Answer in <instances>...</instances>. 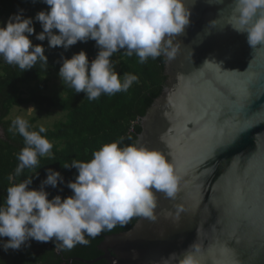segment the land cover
<instances>
[{
  "label": "clouds",
  "instance_id": "1",
  "mask_svg": "<svg viewBox=\"0 0 264 264\" xmlns=\"http://www.w3.org/2000/svg\"><path fill=\"white\" fill-rule=\"evenodd\" d=\"M35 2V0H33ZM49 11H40L35 21L43 31L36 40L47 39L50 48L68 50L77 42L93 40L99 49L89 62L85 51L71 59L62 57L59 78L63 85L76 93H85L88 100H97L102 94L115 95L127 92L138 77L124 73L121 78L111 60L113 54L139 58V63L149 58L165 57L175 60L181 45L176 37L184 33L190 23L191 12L186 0H42ZM227 24L239 34H247V44L256 49L264 46V0H233ZM216 21H212L215 26ZM59 34H54L53 30ZM32 18H24L23 10L9 17L0 26V58L8 65L22 71L33 69L37 63L47 70L48 58L42 45H33ZM210 62L205 61L204 66ZM203 66V67H204ZM27 111H35L29 108ZM29 122L17 116L9 128L24 139L25 147L17 155L19 161L14 175L19 177L25 169L35 170L38 157H51L53 144L41 133L47 129L41 125L30 130ZM123 137L103 145L94 151L92 159L82 162L74 159L63 163L64 169L75 168L78 175L67 187L73 195L62 199L59 195L48 198L46 186L56 188L63 184L60 172L47 170L46 179L39 190L31 189L33 176L7 188V196L0 205V237L9 238L2 247L20 250L30 246L27 242L48 243L55 238V249L71 250L77 245L87 246L118 224L127 225L134 217L155 222L158 217L156 193L175 200L179 192V177L160 151L140 144L124 147ZM38 177V172L35 173ZM8 179L11 181L12 176ZM155 190V192L153 191ZM62 190V189H61ZM192 244L180 254L172 253L162 258L163 264H200Z\"/></svg>",
  "mask_w": 264,
  "mask_h": 264
},
{
  "label": "water",
  "instance_id": "2",
  "mask_svg": "<svg viewBox=\"0 0 264 264\" xmlns=\"http://www.w3.org/2000/svg\"><path fill=\"white\" fill-rule=\"evenodd\" d=\"M232 4L186 0L190 23L176 37L179 54L166 60V87L141 121L136 144L160 151L172 164L177 198L156 193L155 222L141 218L132 230L107 236L102 257L78 261L163 264L162 258L196 244L200 264H264V46L250 48L247 34L227 24ZM224 78L249 83L229 92L221 86ZM238 191L239 209L233 206ZM241 215L249 216L248 227L235 229Z\"/></svg>",
  "mask_w": 264,
  "mask_h": 264
},
{
  "label": "trees",
  "instance_id": "3",
  "mask_svg": "<svg viewBox=\"0 0 264 264\" xmlns=\"http://www.w3.org/2000/svg\"><path fill=\"white\" fill-rule=\"evenodd\" d=\"M23 10L24 18L33 19L35 32L29 37L33 45H42L48 58L47 70L39 63L28 71L22 72L18 66L4 63L0 67V128L4 131L5 139L0 138V205L7 196V188L14 183L22 182L33 176L30 190H39L41 181L46 179L48 169L60 172L64 183H58L56 188L46 186L49 199L59 195L62 199L73 195L66 185L75 182L78 172L75 168L64 169L62 164L70 163L77 159L88 162L92 159L94 151L103 145L119 140L123 137L121 147L136 144L142 133L141 121L158 99L166 87L165 75L166 58L161 56L156 59L149 58L147 62L139 63V58L134 54L127 57L123 50L113 54L111 60L115 64V71L123 77L130 73L138 77V82L133 83L127 92L115 95L102 94L97 100H88L85 93H76L68 85H64V98L47 95L50 88V77L57 73L62 66V57L71 59L74 54L85 51L89 62L94 60L99 49L96 42H77L68 50L63 47L50 48L47 39L36 40L35 36L43 31L41 24L35 21V16L40 11H49V6L42 0H0V26L2 21ZM54 34H59L58 30ZM33 106L38 111L51 115L55 109H61L66 115L65 119L57 122L54 127L41 133L52 144L51 157H38L39 166L35 170L25 169L19 176H15V169L19 163L18 153L25 147L24 139L18 133L10 132L9 128L14 119L10 118L15 108ZM31 125L30 130L38 131V119L27 120ZM38 172V177L36 176ZM9 176L13 179L10 181ZM62 189V190H61ZM140 217H134L127 225H117L111 231L101 233L95 239L87 237L90 244L77 245L71 250L55 249V238L48 243L30 240V246H22L14 250L11 260L0 257V264H86L78 261L82 259L90 262L102 257L104 254L99 246L107 236L128 232L133 229ZM9 238L0 237L3 243ZM95 264H109L99 261Z\"/></svg>",
  "mask_w": 264,
  "mask_h": 264
},
{
  "label": "rangeland",
  "instance_id": "4",
  "mask_svg": "<svg viewBox=\"0 0 264 264\" xmlns=\"http://www.w3.org/2000/svg\"><path fill=\"white\" fill-rule=\"evenodd\" d=\"M7 21H2L1 26H5ZM56 31L55 29L53 32ZM5 62L3 61L2 58H0V67L4 64ZM50 88L47 92V95L49 96H54V97H59V98H64L65 93H64V85L62 84L61 79L59 78V75L57 73H54L50 77ZM29 108H34L35 111H27ZM65 113L61 109H55L51 115H47L45 113H42L38 111L33 106H27L23 108H15L12 111L11 117L12 119H15L17 116H20L26 120L32 119V118H37L38 123L37 125L40 127L43 125L47 130H50L54 127V125L65 119ZM3 242L0 240V257L3 258L4 260H11L13 258L14 250L9 249L7 252L4 251L3 247Z\"/></svg>",
  "mask_w": 264,
  "mask_h": 264
},
{
  "label": "snow or ice",
  "instance_id": "5",
  "mask_svg": "<svg viewBox=\"0 0 264 264\" xmlns=\"http://www.w3.org/2000/svg\"><path fill=\"white\" fill-rule=\"evenodd\" d=\"M221 75H223V72L221 71ZM211 87H213L214 90L215 89V84L212 81H208L207 82ZM221 86L228 90L229 92L236 88V87H240L241 89H243V87L245 85H247L249 83V81L244 80V79H237V78H224L221 80ZM185 112L191 113L192 115H195V113H193L192 109L188 106H184L183 109ZM243 204V199L240 197L239 191L236 193V198L233 201V206L234 208L239 209ZM261 211H262V215H264V203H262L261 205ZM250 222L249 216L248 215H241L238 216V218L235 220V222L233 223V227L235 229H244L246 227H248V224ZM226 251V250H225Z\"/></svg>",
  "mask_w": 264,
  "mask_h": 264
}]
</instances>
